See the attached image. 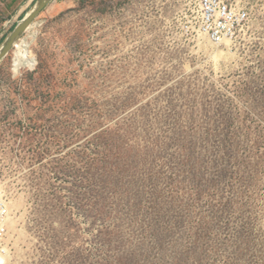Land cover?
Returning <instances> with one entry per match:
<instances>
[{"label": "rangeland", "instance_id": "1", "mask_svg": "<svg viewBox=\"0 0 264 264\" xmlns=\"http://www.w3.org/2000/svg\"><path fill=\"white\" fill-rule=\"evenodd\" d=\"M243 1L221 45L186 0L47 2L0 60L5 264H264V0Z\"/></svg>", "mask_w": 264, "mask_h": 264}, {"label": "built area", "instance_id": "2", "mask_svg": "<svg viewBox=\"0 0 264 264\" xmlns=\"http://www.w3.org/2000/svg\"><path fill=\"white\" fill-rule=\"evenodd\" d=\"M245 4L243 0H186L187 29L191 35L206 38L212 44H224L251 19V10ZM9 201L0 179V249L5 248L9 234Z\"/></svg>", "mask_w": 264, "mask_h": 264}, {"label": "crops", "instance_id": "3", "mask_svg": "<svg viewBox=\"0 0 264 264\" xmlns=\"http://www.w3.org/2000/svg\"><path fill=\"white\" fill-rule=\"evenodd\" d=\"M36 0H0V51L11 36V28L31 10ZM15 28V27H14Z\"/></svg>", "mask_w": 264, "mask_h": 264}, {"label": "water", "instance_id": "4", "mask_svg": "<svg viewBox=\"0 0 264 264\" xmlns=\"http://www.w3.org/2000/svg\"><path fill=\"white\" fill-rule=\"evenodd\" d=\"M49 0H41L40 4L37 8H35L34 12H31L25 19H23L19 26L14 31L13 35L8 39L5 46L0 51V60H2L15 46L16 40L19 36L32 24L34 18L41 12V10L45 7Z\"/></svg>", "mask_w": 264, "mask_h": 264}, {"label": "bare ground", "instance_id": "5", "mask_svg": "<svg viewBox=\"0 0 264 264\" xmlns=\"http://www.w3.org/2000/svg\"><path fill=\"white\" fill-rule=\"evenodd\" d=\"M29 27H30V25H29ZM29 27H27V29L29 28ZM33 27V26H32ZM18 40V39H17ZM16 40V41H17ZM20 40V39H19ZM18 40V41H19ZM25 39H22L21 41L22 42H25L24 41ZM17 41V42H18ZM17 42H15V44L17 43ZM28 45V44H27ZM27 45H22L19 49H17V51H16V57H15V59H14V69L15 70H19L23 65H27V54H26V48H27ZM16 46V45H15ZM1 185H2V187L3 188H5V185H4V183L2 182V180H1ZM5 246H6V244H5ZM6 253V251L5 250H3V249H0V264H5V258H3V257H6L7 255L5 254ZM3 255V257H2V255Z\"/></svg>", "mask_w": 264, "mask_h": 264}]
</instances>
